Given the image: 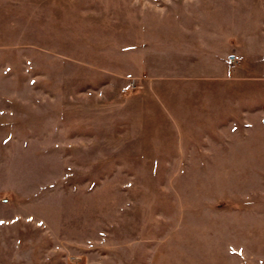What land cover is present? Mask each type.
<instances>
[{
	"label": "rangeland",
	"instance_id": "rangeland-1",
	"mask_svg": "<svg viewBox=\"0 0 264 264\" xmlns=\"http://www.w3.org/2000/svg\"><path fill=\"white\" fill-rule=\"evenodd\" d=\"M178 1L0 0V264H264V0L213 2L233 79L173 39L130 77L144 10L201 24Z\"/></svg>",
	"mask_w": 264,
	"mask_h": 264
},
{
	"label": "crops",
	"instance_id": "crops-1",
	"mask_svg": "<svg viewBox=\"0 0 264 264\" xmlns=\"http://www.w3.org/2000/svg\"><path fill=\"white\" fill-rule=\"evenodd\" d=\"M195 0H191V3H194ZM202 7L197 6L193 9H189L190 13L187 12V15H190L192 19L202 20L200 21L201 24L193 25L192 28L184 29L179 27V23L182 20V11L176 10L173 14V18L175 19V26L174 28H168L164 26V19L168 15L166 8L169 5H159L160 7L152 8L151 11H143V16H145V20L143 21L142 27V38L141 42L133 43L132 46L128 47L127 55H128V66L139 67L140 71L135 73H131V76L141 75V76H149L147 78H152L156 81L168 79L171 75L169 73L158 72L155 69L156 66L162 67L164 65V61L167 58H171L168 50V46H172L174 57L172 59H182L184 56V52L187 53L188 50H193L194 53L191 54L190 60H185L186 66L191 68H206L207 71L212 70L214 71L215 67H221V63L223 65H228L226 69V76L230 79V63L228 60H224L223 58L229 57L235 60H241L246 57L243 53L239 51L240 44L238 42H244L245 36H240L236 40L233 37L232 29H225L215 27V21L219 17L217 9L215 8V4L213 3L214 0H201ZM179 4L178 0H175V7ZM242 17V15L240 16ZM148 19V27L146 26ZM219 20V19H218ZM210 21V23H209ZM166 22V21H165ZM203 22V24H202ZM166 38V39H165ZM174 40L171 44H167V40ZM240 40V41H239ZM186 50H185V49ZM228 51V53L223 56L222 53H217L216 51ZM176 52V53H175ZM178 53V54H177ZM178 57V58H177ZM171 59V60H172ZM216 59L219 60V63L216 62ZM160 61H163L161 64ZM223 75H215L213 72L206 73V74H194L192 75V79H202L207 81H214V80H224L221 79Z\"/></svg>",
	"mask_w": 264,
	"mask_h": 264
},
{
	"label": "built area",
	"instance_id": "built-area-1",
	"mask_svg": "<svg viewBox=\"0 0 264 264\" xmlns=\"http://www.w3.org/2000/svg\"><path fill=\"white\" fill-rule=\"evenodd\" d=\"M140 86L137 84V81L135 78L131 79L129 81V84L127 86H125L124 88H122V91L123 92H128V91H131V90H134L136 88H139Z\"/></svg>",
	"mask_w": 264,
	"mask_h": 264
}]
</instances>
